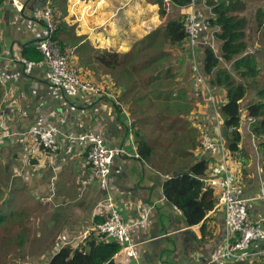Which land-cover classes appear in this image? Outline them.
Returning <instances> with one entry per match:
<instances>
[{
	"label": "crops",
	"instance_id": "crops-1",
	"mask_svg": "<svg viewBox=\"0 0 264 264\" xmlns=\"http://www.w3.org/2000/svg\"><path fill=\"white\" fill-rule=\"evenodd\" d=\"M233 1L244 4L240 16L247 19L246 50L256 55L262 74L264 31L256 27L255 17L258 11L264 9V1ZM51 2L58 24V47L66 54L69 63L80 69L77 70L85 79L101 88V93L87 94L75 87L50 84L46 80L47 69L40 63V55L35 47L36 41L45 36L44 24L39 19L41 7L28 12L10 5L7 0L0 2V135L4 130L15 132L7 139L0 136V165L21 185L18 192L29 200L26 212L30 218L33 219L35 212H38L35 224L39 226L40 233L36 236L42 235L46 239L40 256L46 262L63 246H83L82 236L94 232L92 228L104 219L103 199L110 196L122 220L130 225V242L134 245L135 253V258L128 257L119 246L112 264H264V242L251 243L239 258L216 260L225 249L228 238L234 237L225 225L223 208L216 204L205 215L204 236L200 232L201 224L187 226L181 212L169 204L163 195L162 186L168 176L139 160L136 145L125 126V111L118 113L114 108L118 91L112 89V84H109L108 90L100 86L106 78L112 81V76L96 59L98 54L117 52L105 44L115 39L113 32L121 30L123 26L132 22L136 26L139 24L140 30L135 31V37H141L144 24L159 22L154 5L149 4L145 11L143 0ZM182 8L185 7L172 6L171 13L167 15L175 19L177 15L180 16ZM193 8L199 19L211 16L205 0H194ZM121 21L123 23L119 24ZM127 30H122V34L116 37L126 45L125 50L128 49ZM135 37L129 38L132 40ZM211 40L213 50L218 54L219 43L209 31H202L193 59L189 48L184 47L182 58L187 60V67H191V60L194 59L201 67L203 46ZM84 48L94 54H87ZM21 58L34 64L22 63ZM92 64L104 68L111 77L105 72H92ZM221 67L227 68L235 76L230 63L221 61ZM203 77L207 82L208 77ZM235 79L248 86L250 84L240 102L247 101L240 111V141L236 152L231 153L222 140L223 125L218 108L226 101L223 87H210V97L199 94L188 117L192 118L193 126L206 132L211 140L219 130V142L223 147L220 148L219 144L208 147L210 153L204 158L207 160V170L225 159L235 176V193L240 198L249 199L258 197L260 190L264 189V159L257 162L248 159L250 146L245 138L250 141L254 139L244 108L248 103L259 100L257 91L261 85L257 79H239L236 76ZM259 82L264 87V78ZM214 110H217V114L213 113ZM28 126L56 127L59 133L58 150L47 156L30 137L17 135L16 132ZM85 132L101 133L106 145L117 150L110 173L104 181L96 180L91 175L86 158L87 145L68 138L69 135ZM208 148L195 150L194 160H200ZM259 151L264 156L262 148L258 147ZM215 193L217 195V190ZM248 214L252 221H260L264 225V200L258 198L249 201ZM104 240L113 242L110 238Z\"/></svg>",
	"mask_w": 264,
	"mask_h": 264
},
{
	"label": "trees",
	"instance_id": "trees-1",
	"mask_svg": "<svg viewBox=\"0 0 264 264\" xmlns=\"http://www.w3.org/2000/svg\"><path fill=\"white\" fill-rule=\"evenodd\" d=\"M170 1L175 7H186L191 3V0ZM156 3L160 7L163 6L162 0H156ZM205 5L210 8L211 12L208 18L210 28H218L217 31H212L211 35L219 43V52L216 54L209 44H204L201 71L204 76L208 77L209 87H223L226 90V101L219 106L218 113L222 118L223 137L227 149L234 153L240 141L238 132L240 102L250 86V84L248 86L244 82L237 81L235 76L239 79L256 80V77L260 75V70L256 55L246 50L247 19L240 16V13L244 11V4L233 0H205ZM161 14L165 16V11L162 10ZM257 14L256 27L264 31V9L258 11ZM57 31L56 22V31L53 35L56 45L58 44ZM154 38L157 37L152 33L147 40L151 41ZM161 38L168 47H171L169 51L175 49L177 56L182 58L187 43L183 19L168 17L165 20ZM90 50H92L91 47ZM163 50L166 49L163 48ZM132 53L137 54L129 52L126 55ZM166 55L167 53L157 52L155 56L133 64L134 70L122 63L120 61L122 57L118 58L117 53L114 52H102L96 59L107 69L113 70L117 67L123 70L121 83L119 78L114 79L113 82V89L118 91L116 99L118 104L114 105V108L118 113L124 110L129 114V120H126L125 126L136 145L139 160L150 164L156 171L168 176L162 186L164 197L169 204L181 212L187 226L201 224L200 232L204 236L203 220L216 205L217 195L214 189L205 186L202 181V177L207 172V160L201 156L200 160L195 161L193 156L195 150H201L202 131L193 126L192 118L188 116L199 93L193 91L191 67L176 70L171 75L168 70H162L161 62ZM182 60L185 59L182 58ZM221 61L230 63L231 71L235 73V76L227 68L221 67ZM182 71L183 75L189 71L190 77L186 74L181 78ZM137 73L138 76L135 77L134 74ZM143 75L147 77L143 78ZM167 76L172 79L168 81ZM181 86L187 87L189 95L180 90ZM183 95L186 96L185 100L190 106L183 108L180 105L179 100ZM257 95L259 100L248 103L244 109L250 120L249 131L257 142V146L264 151V87L258 88ZM187 169L189 170L187 173L178 176L171 175L175 170ZM5 182H7L6 179ZM3 183L2 181L0 184ZM11 215L17 219L18 232L13 237L3 235L0 237L1 256L11 249L12 244L15 248H22L25 241L21 218L26 217V214L23 212ZM104 239H106L104 236L91 232L84 239L83 246L79 248L63 246L44 264H112V258L119 250V245L114 241L106 242Z\"/></svg>",
	"mask_w": 264,
	"mask_h": 264
},
{
	"label": "built area",
	"instance_id": "built-area-1",
	"mask_svg": "<svg viewBox=\"0 0 264 264\" xmlns=\"http://www.w3.org/2000/svg\"><path fill=\"white\" fill-rule=\"evenodd\" d=\"M193 1L191 0L188 6L180 10L181 14L179 16V19H183V27L187 37L186 48H189L192 53L191 59L194 58L195 45L202 31L212 33V31L218 29L210 28L208 18H197L193 8ZM162 3L167 12H170L173 6L171 1L162 0ZM39 19L44 24L45 36L36 41L35 47L40 55V63L47 69L46 80L54 86L75 87L87 94L101 93V88L90 80L85 79L69 63L66 54L62 53L54 43L53 35L56 31V18L51 0H46L41 7ZM207 44L213 48L212 40L207 42ZM20 61L34 64L33 62H26L23 58ZM191 61L193 91L210 97V87L204 80L199 62L195 59ZM210 100L212 99L210 98ZM114 102L117 104L115 99ZM213 113L217 114V110H214ZM16 133L22 137H30L39 149L46 152L47 156L54 154L59 148L57 142L59 133L54 126L44 128L28 126ZM12 134L15 135V132L11 131L9 133V131L4 130L0 136L7 139ZM68 138L82 145H87L86 158L91 167V175L96 180L104 181L110 173L111 162L117 150L109 148L99 132L69 135ZM200 144L201 150H205L212 144V140L206 132L201 133ZM218 144L220 148L223 147L221 141ZM202 181L205 186L215 191L217 190L216 204L223 208L225 225L234 234L233 239L228 238L225 249L221 254H218L216 260L239 258L240 254L251 243L264 242V225L260 221H252L248 214V202L258 198L264 200V189L260 190L258 197L255 196L249 199L238 197L234 188L235 176L228 168L225 159L212 165L202 177ZM103 203L105 207L104 219L92 229L95 233L105 238H110L119 244L126 256L135 258L134 245L130 242V225L122 220L119 209L112 197L107 196L103 199ZM86 236H82L81 240L84 241Z\"/></svg>",
	"mask_w": 264,
	"mask_h": 264
},
{
	"label": "rangeland",
	"instance_id": "rangeland-1",
	"mask_svg": "<svg viewBox=\"0 0 264 264\" xmlns=\"http://www.w3.org/2000/svg\"><path fill=\"white\" fill-rule=\"evenodd\" d=\"M143 2H144L143 8L145 9V11H146V8L149 7V4L154 5V7L157 10V18H158L159 22H157L154 25L152 23H150L149 25L144 24L143 25V32L144 33L141 37H135V31L140 30L139 24H138V26H136L135 23H133V22L130 24H127V25L123 26L121 28V30L114 31L113 34L115 35V37H114L115 39L111 40L109 43H106L105 46L109 49H115L117 52H114V53H117V57L118 58L122 57V58H120V61L122 63H124L129 69L132 67L133 68L132 70H134L133 64L134 65L138 64L139 62H141L143 60H146L152 56H155L157 54V52H160L161 54L167 53L166 58L161 63H162V70L163 71L168 70L169 75L173 74V72H175L176 70L185 69L188 65H187V63L184 64L183 62H187V61L182 60V58L180 56H177V54L174 52L175 49H173V51L172 50L169 51V49L171 47H168V45L161 38V35L163 33V28H164V22L169 17L167 14L171 13V11L167 12V10L164 8V5L162 6L163 8L160 7L156 3V0H143ZM162 10L165 11V16H163L161 14ZM176 10L177 9H175L174 11L176 12ZM176 17L178 18L179 16L177 15ZM177 18H175V19H177ZM122 23L123 22L121 21L119 24H122ZM124 29H128L127 33H126L127 34V40H128V49L127 50H125L126 45L116 38L120 34H122V30H124ZM152 33L157 38H154L151 41H148L147 38ZM130 36H133L135 38L131 40L129 38ZM207 38H209V35L206 37V39ZM161 44L163 46H161ZM163 48H165L166 50H163ZM84 50L87 54H91V55L94 54L93 51L87 50L86 48H84ZM128 50H130L129 52H136L137 54L132 53L128 56L126 54H128L129 52L123 54L124 52H126ZM178 53H180V52H178ZM84 59L87 60L86 58H84ZM92 67L94 68L92 70V72H94V73L105 72V74H108L104 68H102L96 64L95 65L92 64ZM77 69H79V68L77 67ZM108 70L110 71L109 74L112 76V81L109 80L108 78H106L105 83L103 85H100L105 90L110 89L109 84H111V83H112L111 87L113 89L114 79L119 78V82L121 83V78H122V73H123V70L121 68H117V67H114L113 70H111V69H108ZM109 74H108V76H110ZM144 74H146V73H144ZM186 74L189 75V71H186V73L184 75H186ZM184 75H183V71H182L181 78ZM134 76L135 77L138 76V73L134 74ZM146 77H147V75H143V78H146ZM189 77H190V75H189ZM87 78H89V77H87ZM263 78H264V73H262V74L260 73V75L258 77H256L258 84L261 86L263 85V83L259 82V80H261ZM171 79L172 78L167 76L168 81H170ZM91 80L94 82L93 79H91ZM179 84L180 83H178V85ZM114 90H117V89H114ZM163 90H165V88H163ZM180 90H182L183 92H186V94L189 95V90L187 89L186 86H183V87L181 86ZM250 96H252V93ZM185 97L186 96L183 95L182 99L179 100L180 105L183 108L187 105L190 106V104H188L187 101L185 100ZM248 98H250V97H248ZM247 100H249V99H247ZM246 103H247V101L242 102L241 107L243 108L244 107L243 104L245 105ZM123 107L125 108V105H123ZM212 107H214L213 104H212ZM216 107H217V105H216ZM125 118L127 120H129V114L126 112H125ZM130 122H131V119H130ZM147 131H150V129H147ZM222 140H223V144L226 145L225 139H222ZM245 140L250 146L248 149L249 150L248 152H250L248 159L250 161H255V162H257L259 160L260 161L263 160L264 156L262 155V152H260V151L258 152V146H257L256 142H254V140L250 141L248 138H245ZM253 149H255L257 152L254 153ZM262 162L264 163V160ZM5 179L7 180V182H5ZM2 181L4 183L0 184V213H2V214H0V237L2 235L4 237H7V236L13 237L15 234H17V232H18V230H17L18 226L16 225L17 219L13 218L12 217L13 215H11V214H18V213L24 212L26 214V217L24 216V218L23 217L21 218V223L23 224V228L25 231L26 244L24 241L22 248H15L14 245L12 244L10 247L11 249L9 251H7L8 255H7V253H5L4 256H1V254H0V264H44L45 258L41 257L40 253H41V249L43 247V244L46 242V239L43 238L42 235L40 237L36 236V234L40 233L39 226L35 224V217L38 216V212H35V214H34L35 217L33 219L30 218L29 213L26 212V209L28 208V205H29V200L26 196L19 194V192H18L19 187L21 185L19 184V182H16V181H18L17 179H16V181H14V179L11 178V173L7 172V171L5 172L3 170V167L0 165V183ZM8 256H9L10 260H9ZM30 256H34V257L30 258ZM46 259H47V257H46Z\"/></svg>",
	"mask_w": 264,
	"mask_h": 264
},
{
	"label": "water",
	"instance_id": "water-1",
	"mask_svg": "<svg viewBox=\"0 0 264 264\" xmlns=\"http://www.w3.org/2000/svg\"><path fill=\"white\" fill-rule=\"evenodd\" d=\"M7 1H8V3L10 5H13L16 8H19L20 7L21 11H23V9H25L28 12L29 11L32 12V11H34V9H36L38 7H42L44 5V3H45L46 0H38V2H34V3H32L33 1L30 3L29 2L30 0H20V1H18V0H7ZM218 143H219V130L217 132V136H215L214 139L212 140V144L213 145L218 144ZM209 153L210 152H209V148H208L202 154V156H204V158H205V157H207L209 155ZM187 172H189L188 169L187 170H175V171L172 172L171 175L172 176H178L180 174H184V173H187ZM163 180H165V179L163 178Z\"/></svg>",
	"mask_w": 264,
	"mask_h": 264
}]
</instances>
